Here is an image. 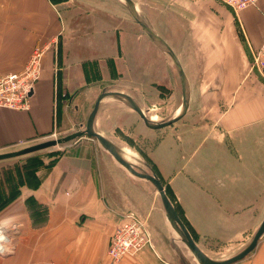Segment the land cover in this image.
I'll return each instance as SVG.
<instances>
[{
  "label": "crops",
  "instance_id": "0c3cea01",
  "mask_svg": "<svg viewBox=\"0 0 264 264\" xmlns=\"http://www.w3.org/2000/svg\"><path fill=\"white\" fill-rule=\"evenodd\" d=\"M133 1L190 84L189 111L154 139L148 158L197 245L208 255L205 243L220 244L216 252L235 246L222 255L233 256L264 218V80L251 72L264 41V0L239 12L221 0ZM36 49L44 55L30 110L0 108V153L64 133L60 106L103 90L137 101L173 90L182 99L174 65L121 0H0V76L22 71ZM87 139L45 160L34 182L13 183L0 162V228L10 239L0 264H175L154 189ZM141 189L161 208L156 220ZM129 212L152 217L153 243L113 263L109 241ZM247 257L235 264H264V235Z\"/></svg>",
  "mask_w": 264,
  "mask_h": 264
},
{
  "label": "rangeland",
  "instance_id": "374dc122",
  "mask_svg": "<svg viewBox=\"0 0 264 264\" xmlns=\"http://www.w3.org/2000/svg\"><path fill=\"white\" fill-rule=\"evenodd\" d=\"M173 69L176 72L175 67H173ZM162 93L163 94L160 97L156 95L151 96L152 99L150 97L149 99H146V97L138 96L139 99L138 101L141 104V108L146 113V116L148 118H150L151 120L152 118H155L154 122L166 120L172 116H175L177 110L179 111L180 109L179 108L180 104L182 103L181 96L179 95L178 98L177 95H174L173 90L172 91L162 90ZM78 100L79 102L78 101L76 103L73 102L72 104L69 105V107L60 106L61 109L59 113V117H60L59 126H60V131H64V133L58 136L56 135L57 137H62L64 135L85 129L89 112L93 108L96 97H94V99H91L89 101H85L84 98ZM64 108H66L67 110ZM75 111H77L78 113H76ZM95 123H96L95 124L96 130L102 133L103 135H105L107 138H109L117 146H119L124 151V153L130 157V159L133 161L132 163H134L135 165H139V168L143 167L147 172H151V170H153L156 172V174L158 173L157 170H155L156 168L153 162L150 160V158H148L147 154H148V150H150L154 145L153 144L154 139H158L159 137H161L163 130L165 128L160 130L148 129L144 125L143 121L138 117L137 114H135L133 111L123 106L121 103L115 101H108V102L106 101L101 105ZM85 138H88L87 139L88 141L86 142H88L89 145H91L92 147L94 146L96 153L101 152L102 154H104L105 151L96 140L91 139L88 136H86ZM64 148L66 147H54L48 150L33 153V154L39 153L38 155L31 154L17 159L5 161L9 164L7 166L12 170L13 183L18 182L19 179L22 180L27 179L28 182H34L36 180L35 171L39 168V160L36 159L37 156L41 154H47L43 156V158L45 160H50L52 154H56V152L61 153ZM162 183L166 189L169 188L164 181H162ZM151 193L153 194V197L155 198L157 204L162 206L160 197L157 194V192L155 190H152ZM140 195H141L140 198H142L141 201L143 202L142 204L143 206L150 208L155 207L154 212L152 214L154 220H156V217L161 216V214L158 211V208L159 209L161 208L157 204L154 205L155 203L151 199L152 196L150 195V191L149 190L143 191L141 189ZM171 197H172L171 202L173 203L175 208H177L175 199L172 196V194ZM139 214L143 216L142 217L141 215H138L139 218H141L145 222L146 229L152 240L153 231L151 229V224L149 222V220L150 221L152 220V217L151 219H149L148 215L145 216L144 212H140ZM164 227L166 229L164 233H166L165 236L168 239L171 238L170 237L171 232L174 234V237L178 239L177 237H179V235L175 231H171L170 227H168L167 225H164ZM206 244L207 243H205L207 252L214 259L228 258V257H223L222 255L231 253L233 250H235V246L230 248L229 246H226L222 248L223 250L221 252H216L213 249L220 246V244L217 245L214 242H210V244L207 245ZM150 246H152V243ZM179 246L183 250V254L185 255V257L189 260L191 264H198V262L194 259L191 253L181 242H179ZM239 247L240 246H238V248ZM202 249L204 250V248ZM170 251H171V256L169 259L172 260V262H174L175 264H183L179 256L172 249V247H170Z\"/></svg>",
  "mask_w": 264,
  "mask_h": 264
},
{
  "label": "water",
  "instance_id": "95a60500",
  "mask_svg": "<svg viewBox=\"0 0 264 264\" xmlns=\"http://www.w3.org/2000/svg\"><path fill=\"white\" fill-rule=\"evenodd\" d=\"M123 1L127 11L133 18V20L139 25L142 29V32L146 34L153 44L163 52L167 58L172 62L174 67L176 68L177 75L179 77V81L182 88V103L180 105V109L176 112L175 116H172L166 120H162L159 122H152L150 118L145 116L141 105L139 102L133 98L131 95L113 90H103L99 96L97 97L93 108L90 110L85 129L79 130L62 137L51 138L45 140L43 142L33 144L18 150L0 153V162L1 161H9L12 159H17L20 157H24L27 155H31L33 153L41 152L44 150H48L54 147H65L70 143H73L79 138L88 136L91 139L96 140L99 145L103 148V150L107 153V155L115 162L119 167L126 170L132 176L144 181L146 184L150 185L159 195L163 210L165 212L166 218L168 220L169 226L172 231H175L179 237L178 240L174 238V234L171 235V246L173 247L176 254L179 256L183 264H191L189 260L183 254V250L179 246V242H181L187 250L191 253L194 259L198 262V264H235L251 253L254 252L257 247L260 239L264 235V218L251 237V240L246 244L244 248H242L239 252L225 259H214L208 254H206L195 242L185 223L179 216L175 206L169 199L166 188L163 185L161 179L156 174L155 171L151 170V172L143 171L139 167L131 164L123 157V152L121 148H119L114 142H112L109 138H107L102 133L98 132L95 128V118L101 108V105L106 101H115L121 103L126 108L133 111L138 117L143 121L144 125L148 129L152 130H160L166 127H169L178 121H180L189 111L190 105V84L187 79L186 73L182 67L179 57L174 52V50L165 42V40L154 30L148 20L143 16L136 3L133 0H121ZM153 243V240H151Z\"/></svg>",
  "mask_w": 264,
  "mask_h": 264
},
{
  "label": "built area",
  "instance_id": "2783aa9c",
  "mask_svg": "<svg viewBox=\"0 0 264 264\" xmlns=\"http://www.w3.org/2000/svg\"><path fill=\"white\" fill-rule=\"evenodd\" d=\"M234 12L256 5L259 0H221ZM43 49L32 53L26 67L17 73L0 76V108L28 111L32 92L42 72ZM251 72L264 80V41L252 53ZM56 138V135H53ZM151 245L145 222L134 213H126L110 238L108 255L113 263H119L128 255H136ZM9 236L0 228V255L9 253Z\"/></svg>",
  "mask_w": 264,
  "mask_h": 264
},
{
  "label": "trees",
  "instance_id": "16d2710c",
  "mask_svg": "<svg viewBox=\"0 0 264 264\" xmlns=\"http://www.w3.org/2000/svg\"><path fill=\"white\" fill-rule=\"evenodd\" d=\"M38 154H39V153H38ZM38 154H33V155H38ZM59 154H61V153H60V152H56V154H52V155H51V159H50V160H46V161H48L47 163H46L45 159L43 158V156H45V155H47V154H41V155L37 156L36 159L39 160V165H45L44 163H46V164H52V163H54V162L56 161L57 156H58ZM155 170H156V169H155ZM166 190H167L166 192H167L168 197H169L170 200L172 201V197H171L170 190H168V189H166ZM176 210H177L179 216L182 218V215L180 214V212L178 211L177 208H176Z\"/></svg>",
  "mask_w": 264,
  "mask_h": 264
},
{
  "label": "bare ground",
  "instance_id": "6f19581e",
  "mask_svg": "<svg viewBox=\"0 0 264 264\" xmlns=\"http://www.w3.org/2000/svg\"><path fill=\"white\" fill-rule=\"evenodd\" d=\"M123 2V1H122ZM124 4V3H123ZM166 42V41H165ZM172 63V62H171ZM176 69V68H175ZM108 102V101H107ZM143 110V109H142ZM144 112V111H143ZM178 112V111H177ZM145 113V112H144ZM145 116H146V113H145ZM97 117V116H96ZM148 118V117H147ZM95 120H96V118H95ZM151 120V119H150ZM152 122H154L155 121V118H152V120H151ZM119 147V146H118ZM120 148V147H119ZM122 150V149H121ZM122 152H123V157L127 160V161H129L131 164H133V165H135L134 163H132L133 161L130 159V157L129 156H127L125 153H124V151L122 150ZM133 159V158H132ZM134 160V159H133ZM136 167L138 166L139 167V165H135ZM142 168V169H141ZM140 169L141 170H143V171H146L143 167H141ZM170 199V198H169Z\"/></svg>",
  "mask_w": 264,
  "mask_h": 264
}]
</instances>
